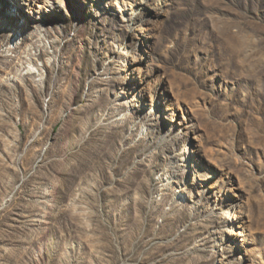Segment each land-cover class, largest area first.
Instances as JSON below:
<instances>
[{
	"label": "rangeland",
	"instance_id": "rangeland-1",
	"mask_svg": "<svg viewBox=\"0 0 264 264\" xmlns=\"http://www.w3.org/2000/svg\"><path fill=\"white\" fill-rule=\"evenodd\" d=\"M0 264H264V0H0Z\"/></svg>",
	"mask_w": 264,
	"mask_h": 264
},
{
	"label": "bare ground",
	"instance_id": "bare-ground-1",
	"mask_svg": "<svg viewBox=\"0 0 264 264\" xmlns=\"http://www.w3.org/2000/svg\"><path fill=\"white\" fill-rule=\"evenodd\" d=\"M37 73H38V71H37Z\"/></svg>",
	"mask_w": 264,
	"mask_h": 264
}]
</instances>
